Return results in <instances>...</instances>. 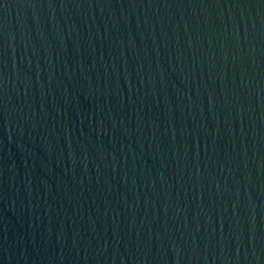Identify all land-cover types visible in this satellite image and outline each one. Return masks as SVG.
I'll return each instance as SVG.
<instances>
[{
  "label": "water",
  "instance_id": "obj_1",
  "mask_svg": "<svg viewBox=\"0 0 264 264\" xmlns=\"http://www.w3.org/2000/svg\"><path fill=\"white\" fill-rule=\"evenodd\" d=\"M0 264H264V0H0Z\"/></svg>",
  "mask_w": 264,
  "mask_h": 264
}]
</instances>
